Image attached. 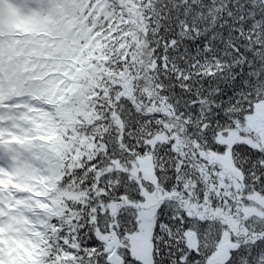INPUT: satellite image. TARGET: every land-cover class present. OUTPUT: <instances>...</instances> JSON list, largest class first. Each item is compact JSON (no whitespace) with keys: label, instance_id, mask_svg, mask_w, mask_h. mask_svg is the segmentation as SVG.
<instances>
[{"label":"snow or ice","instance_id":"1","mask_svg":"<svg viewBox=\"0 0 264 264\" xmlns=\"http://www.w3.org/2000/svg\"><path fill=\"white\" fill-rule=\"evenodd\" d=\"M0 264H264V0H0Z\"/></svg>","mask_w":264,"mask_h":264}]
</instances>
